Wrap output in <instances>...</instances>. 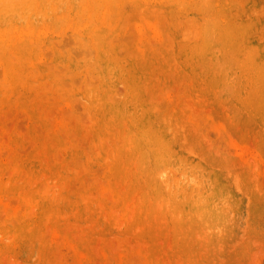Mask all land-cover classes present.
<instances>
[{
	"label": "rangeland",
	"instance_id": "obj_1",
	"mask_svg": "<svg viewBox=\"0 0 264 264\" xmlns=\"http://www.w3.org/2000/svg\"><path fill=\"white\" fill-rule=\"evenodd\" d=\"M0 33V264H264V0H0Z\"/></svg>",
	"mask_w": 264,
	"mask_h": 264
},
{
	"label": "bare ground",
	"instance_id": "obj_2",
	"mask_svg": "<svg viewBox=\"0 0 264 264\" xmlns=\"http://www.w3.org/2000/svg\"><path fill=\"white\" fill-rule=\"evenodd\" d=\"M3 1H4V0H3ZM150 1H151V0H150ZM154 1H155V0H154ZM1 2H2V1H1ZM154 3H155V2H154ZM117 8H118V7H117ZM117 8H116V9H117ZM141 8H142V7H141ZM154 8H155V7H154ZM154 8H153V9H154ZM59 9H60V8H59ZM214 9H215V8H214ZM140 11H141V10H140ZM159 11H161V10H159ZM214 17H215V16H214ZM214 17H212V19H214ZM224 17H225V16H224ZM42 19H43V18H42ZM221 19H222V18H221ZM223 21H224V20H223ZM226 21H227V20H226ZM226 21H225V22H226ZM212 23H213V21H212ZM47 24H48V23H47ZM52 26H53V25H52ZM52 28H53V27H52ZM42 29H43V27H42ZM13 30H14V29H13ZM219 31H220V30H219ZM16 32H17V31H16ZM30 32H31V31H30ZM37 32H38V31H37ZM46 32H47V31H46ZM0 34H1V33H0ZM47 34H48V33H47ZM53 34H54V33H53ZM240 34H243V33L240 32ZM219 35H220V34H219ZM229 35H230V34H229ZM237 35H238V34H237ZM9 36H10V34H9ZM16 36H18V35H16ZM141 36H142V35H141ZM238 36H239V35H238ZM226 37H227V35H226ZM2 38H3V37H2ZM2 38H1V39H2ZM229 38H230V36H229ZM226 39H227V38H225L224 41H226ZM232 41L234 42V40H232ZM243 45H244V44H243ZM39 48H40V47H39ZM43 48H44V46H43ZM43 48H42V49H43ZM245 48H246V47H245ZM212 49H213V48H212ZM250 49H251V48H250ZM9 55H10V54H9ZM40 55H41V54H40ZM11 56H12V55H11ZM37 57H38V56H37ZM15 59H16V58H14V60H15ZM38 59H39V58H38ZM12 60H13V59H12ZM34 61H35V60H34ZM229 61H230V60H229ZM237 62H238V61H237ZM29 64H30V63H29ZM233 64H234V63H233ZM224 65H225V64H224ZM236 65H237V64H236ZM31 66H32V64H31ZM210 66H212V65H210ZM110 67H111V66H110ZM215 69H217V68H215ZM235 69H236V68H235ZM113 71H114V70H113ZM18 73H19V72H18ZM218 73H219V72H218ZM233 73H234V72H233ZM218 75H219V74H218ZM85 76H86V74H85ZM86 77H87V76H86ZM94 78H95V77H94ZM23 79H24V78H23ZM95 79H97V78H95ZM0 80H1V79H0ZM21 83H22V82H21ZM21 83H20V84H21ZM2 85H3V87H4V84H3V83H2ZM217 85H218V84H217ZM7 86H9V85H7ZM7 86H5V88H6ZM228 87H229V86H228ZM2 93H3V92H2ZM9 93H10V92H9ZM153 111H154V110H153ZM216 122H217V121H216ZM213 124H215V123H213ZM216 125H218V124H216ZM128 137H129V136H128ZM228 139H229V138H228ZM228 141H229V140H228ZM230 142H231V141H230ZM228 143H229V142H228ZM128 146H129V145H128ZM238 156H239V155H238ZM242 157H243V156H242ZM240 158H241V157H240ZM168 164H169V163H168ZM159 169H160V168H159ZM163 171H164V170H163ZM163 171H162V170L158 171V175H160V177H162L163 174H165V173H163ZM4 172H5V171H4ZM164 172H165V171H164ZM167 172H168V171H167ZM170 172H171V171H170ZM170 172H169V174H170ZM173 173H174V172H173ZM1 174H2V173H1ZM3 174H4V173H3ZM185 174H186V173H185ZM255 174H256V173H255ZM182 175H183V174H182ZM256 175H258V174H256ZM256 175H255V176H256ZM259 175H260V174H259ZM164 176H165V175H164ZM164 176H163V177H164ZM0 177H1V176H0ZM155 177H156V175H155ZM155 177H154V178H155ZM167 177H168V176H167ZM181 177H182V176H181ZM188 177H189V176H188ZM191 177H192V176H191ZM154 178H153V180H154ZM168 178H169V177H168ZM168 178H167V179H168ZM10 179H11V178H10ZM196 179H197V178H196ZM6 180H7V179H6ZM8 180H9V179H8ZM159 180H161V179H159ZM189 180H190V177H189ZM191 180H192V183H194L195 179H194V180L191 179ZM9 181H10V180H9ZM143 181H144V180H143ZM163 181H165V180H163ZM0 182H1V181H0ZM5 182H6V181H5ZM13 182H14V181H13ZM161 182H162V180H161ZM167 182H169V181L167 180ZM182 182H183V181H182ZM162 183H164V182H162ZM171 183H172V178H171ZM188 183H189V182H188ZM190 183H191V181H190ZM195 183H196V182H195ZM6 184H7V183H6ZM157 184H158V183H157ZM155 185H156V184H155ZM164 185H165V184H164ZM167 185H168V184H167ZM186 185H187V184H186ZM156 186H157V185H156ZM171 186H173V185H171ZM186 187H187V186H186ZM7 188H8V187H7ZM11 188H13V187H11ZM183 189H184V188H183ZM31 191H32V190H31ZM36 191H37V190H36ZM162 191H163V190H162ZM170 192H171V189H170ZM43 193H44V192H43ZM47 193H48V192H47ZM160 193H161V192H159V194H160ZM163 193H164V192H163ZM166 193H167V192H166ZM6 194H8V193H6ZM9 195H10V194H9ZM11 195H12V194H11ZM167 195H168V194H167ZM169 195H170V194H169ZM191 195H192V194H191ZM161 196H163V195H161ZM1 197H2V195H1ZM165 197H166V196H165ZM167 197H168V196H167ZM177 197H178V196H177ZM13 198L15 199V197H13ZM22 198H23V197H22ZM22 198H21V199H22ZM27 199H28V198H27ZM160 199H161V198H160ZM168 199H169V198H168ZM0 200H1V198H0ZM11 200H12V199H11ZM24 200H25V199H24ZM161 201H162V200H161ZM167 201H168V200H167ZM170 201H171V199H170ZM1 202H2V201H1ZM1 202H0V203H1ZM11 202H12V201H11ZM24 202H25V201H24ZM2 203H3V202H2ZM26 203H27V201H26ZM167 203H168V202H167ZM33 204H34V203H33ZM0 205H1V204H0ZM25 205H26V204H25ZM41 205H42V204H41ZM180 205H181V204H180ZM2 206H5V204H4V205L2 204ZM53 206H54V205H53ZM56 207H57V206H56ZM190 207H192V206H190ZM3 208H4V207H3ZM5 208H6V206H5ZM5 208H4V209H5ZM177 208H178V207H177ZM180 209H181V208H180ZM8 211H9V209H8ZM14 211H15V210H14ZM20 211H21V209H20ZM20 211H19V212H20ZM180 211H181V210H180ZM10 213H12V212H10ZM184 213H185V212H184ZM186 213H187V212H186ZM12 214H14V213H12ZM20 214H21V213H20ZM8 215H9V214H8ZM22 216H23V215H22ZM182 216H183V215H182ZM198 216H199V214H198ZM203 216H204V215H203ZM12 217H13V216H12ZM17 217H18V216H17ZM196 217H197V216H196ZM26 218H27V217H26ZM20 220H21V219H20ZM8 221H9V220H8ZM13 221H14V220H13ZM24 221H25V220H24ZM1 222H2V221H1ZM16 222H17V221H16ZM20 222H21V221H20ZM2 223H3V222H2ZM9 223L12 225V222H11V221H10ZM21 224H22V223H21ZM16 227H17V226H16ZM20 227H21V226H20ZM6 228H7V227H6ZM10 229H11V228H10ZM5 235L8 236L7 234H5ZM5 235H4V236H5ZM6 236H5V237H6ZM0 240H2V239H0ZM3 240H4V238H3ZM3 240H2V241H3ZM3 242H4V241H3Z\"/></svg>",
	"mask_w": 264,
	"mask_h": 264
}]
</instances>
